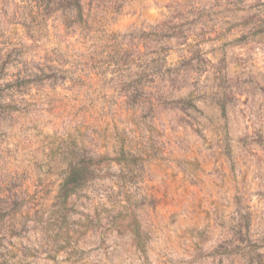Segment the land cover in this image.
<instances>
[{"label": "rangeland", "instance_id": "obj_1", "mask_svg": "<svg viewBox=\"0 0 264 264\" xmlns=\"http://www.w3.org/2000/svg\"><path fill=\"white\" fill-rule=\"evenodd\" d=\"M0 0V264H264V0Z\"/></svg>", "mask_w": 264, "mask_h": 264}, {"label": "trees", "instance_id": "obj_2", "mask_svg": "<svg viewBox=\"0 0 264 264\" xmlns=\"http://www.w3.org/2000/svg\"><path fill=\"white\" fill-rule=\"evenodd\" d=\"M73 5L76 9H80V1L79 0H73Z\"/></svg>", "mask_w": 264, "mask_h": 264}]
</instances>
